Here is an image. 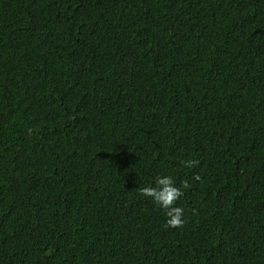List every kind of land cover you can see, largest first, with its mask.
I'll return each instance as SVG.
<instances>
[{
  "label": "trees",
  "instance_id": "1",
  "mask_svg": "<svg viewBox=\"0 0 264 264\" xmlns=\"http://www.w3.org/2000/svg\"><path fill=\"white\" fill-rule=\"evenodd\" d=\"M0 264H264V0H0Z\"/></svg>",
  "mask_w": 264,
  "mask_h": 264
},
{
  "label": "clouds",
  "instance_id": "2",
  "mask_svg": "<svg viewBox=\"0 0 264 264\" xmlns=\"http://www.w3.org/2000/svg\"><path fill=\"white\" fill-rule=\"evenodd\" d=\"M187 166H191V162H188ZM141 194L150 198L164 211L166 223L169 227L178 228L182 226L184 223V209L177 205L182 193L175 186L171 175H158L155 177V186L142 188Z\"/></svg>",
  "mask_w": 264,
  "mask_h": 264
}]
</instances>
